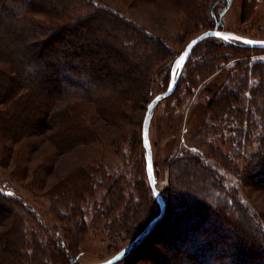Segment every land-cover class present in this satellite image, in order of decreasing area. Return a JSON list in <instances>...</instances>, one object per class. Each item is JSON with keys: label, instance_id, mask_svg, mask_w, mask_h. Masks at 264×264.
<instances>
[{"label": "rangeland", "instance_id": "1", "mask_svg": "<svg viewBox=\"0 0 264 264\" xmlns=\"http://www.w3.org/2000/svg\"><path fill=\"white\" fill-rule=\"evenodd\" d=\"M93 1L142 24L162 39L163 49L155 55L146 90L125 109L124 117L105 121L96 119L92 111L91 120L101 131L98 140L76 145L61 153L44 139L45 136L32 149L26 142L28 138L23 139L22 144H27L24 145L25 151L31 155L26 163L29 170L23 173L15 169L12 159L2 161L0 158V187L27 204L16 218L21 222L18 228L24 231L25 238L36 239L40 262L38 260L35 264H71L72 256H76L78 264L106 260L129 244L150 216L160 213V206L148 186V175L146 180L143 170V152L146 154V150L141 138L147 104L168 88L165 85L168 76L169 82L171 80L173 62L187 42L212 26L210 6L213 0H200L199 5L192 1L199 6L196 8L205 12V15L202 12L194 16H187L181 11L190 5L189 0H164L162 4L150 0ZM177 1L181 2L182 8L174 6ZM223 27L246 37L264 38V0H232L224 12ZM212 40L209 38L197 48L190 66L199 56L207 54L204 52L205 45ZM215 48L219 52L211 61L217 67L224 55L223 66L208 79L197 80L192 91L185 77L174 93L161 100L153 111L149 137L157 183H164L159 191L167 202L165 214L135 250L114 264H198L201 261L199 253H189L188 250L195 245L192 246L193 241L188 243L184 240L187 233L182 235L181 230L177 231L178 224L182 227L183 222L190 219L181 215L184 200L180 196L189 195L186 189L200 195L204 190V185L198 180L191 183L190 179L189 184H184L183 172L179 169L181 162H177L176 157L182 156L180 153L185 146L186 149L196 146L207 149L205 141L213 140L215 148L212 147L209 159L224 178L223 186L231 189L235 186L251 211L264 214V191L248 186L244 181L247 164L253 167L264 148V138L255 136L264 128L261 129L259 123L255 124L256 121L250 123L238 119L234 113L228 114L225 102L219 96L216 100L211 99L209 92L214 86L219 90L228 82L231 67L238 61L249 62L255 67L256 71H250L249 75L250 90V86L256 85L264 75V48ZM183 71L186 75L188 69ZM235 80L237 78L227 83L230 88L235 85ZM189 90V94L185 93ZM231 114L233 116L229 117ZM242 115L250 119L253 113ZM216 123L217 127L213 126ZM238 130L247 131L246 137ZM38 139L40 137H34V140ZM221 154L227 159L220 157ZM37 165L42 167L40 182H35L32 177ZM80 178L83 179L82 184L87 181V188L90 189L85 188V193L74 199L68 182L73 184L75 179ZM62 187L68 189L66 193ZM1 209L0 213L4 212V208ZM233 219L228 218L225 226L229 227L231 223L236 226L237 216ZM10 224V218L1 223L0 233L11 236L17 227L12 230ZM76 229L80 230L79 234ZM56 230L62 231L58 238L55 237ZM231 262L232 259L224 258V264ZM207 263L209 259L203 264Z\"/></svg>", "mask_w": 264, "mask_h": 264}, {"label": "trees", "instance_id": "2", "mask_svg": "<svg viewBox=\"0 0 264 264\" xmlns=\"http://www.w3.org/2000/svg\"><path fill=\"white\" fill-rule=\"evenodd\" d=\"M150 1L162 4L164 0ZM189 1L190 5L181 11L187 16L200 15L203 11L193 3L199 5L200 0ZM231 1L211 2L212 26L206 30L224 29L223 16ZM174 6L180 9L181 2L177 1ZM209 38L214 40L205 45L204 52L207 54L199 56L200 59L190 66L197 48ZM206 39L194 47L184 66L188 71L186 75L182 71L176 89L187 77L192 91L197 80L208 79L217 68L223 66L224 55L217 67L211 61L219 52L216 46L249 48L231 39L216 36ZM162 49L159 36L149 32L142 24L93 0H0L1 160L12 159L15 169L23 173L29 170L26 163L31 158L25 151L24 145L27 144L21 142L23 139L28 138L26 142L32 149L45 136L44 139L61 153L76 145L98 140L101 131L91 120L92 111L96 119L105 121L124 117L125 109L146 90L153 60ZM231 70L227 83L237 78L235 85L230 88L226 83L219 90L214 86L209 89L211 99L216 100L219 96L225 102L228 114L234 113L238 119L250 123L256 121L255 124H261L260 128L263 129L264 75L248 90L250 71H256L255 67L249 62L238 61ZM168 84L169 76L165 86ZM190 90L185 93L189 94ZM242 113L249 116L253 113V116L248 119ZM217 123L213 126L217 127ZM238 132L244 134V138L247 135V131ZM36 136L40 139L34 140ZM255 136L264 138V131ZM205 142L207 149L197 146L186 149L185 146L180 153L182 156L176 157L177 162H181L179 169L183 172L184 184H189L191 179V183L198 180L204 185L202 195L186 187L189 195L180 196L184 200L181 215L190 219L183 222L182 227L178 224L177 231L181 230L182 235L187 233L184 240L188 243L193 241L192 246H195L188 251L202 256L198 264H203L207 259V264H224V258L232 259L230 264H264V214L251 211L235 186L233 189L223 186L224 178L209 159L214 141ZM220 157L227 159L222 154ZM40 168L37 165L32 172L35 182H40L43 176ZM143 170L147 180L145 152ZM244 181L246 185L264 191V148L253 167L247 164ZM82 182L81 178L75 179L73 184L68 182L74 199L90 189L87 188V181ZM148 186L155 198L151 186ZM62 188L66 193L68 189ZM11 195L0 187V211L4 208V212L0 213V224L10 218L13 230L21 223L16 216L27 204ZM235 216L240 222L236 219V226L233 227L232 223L229 227L225 226L227 219L233 221ZM154 217V214L150 216L134 237ZM17 228L11 236L0 233V264H35L40 259L36 239L25 238L24 231ZM76 232L79 234L80 230L76 229ZM169 232L174 233L173 230ZM55 233L58 238L62 231L56 230ZM70 260L71 264H78L76 256Z\"/></svg>", "mask_w": 264, "mask_h": 264}, {"label": "water", "instance_id": "3", "mask_svg": "<svg viewBox=\"0 0 264 264\" xmlns=\"http://www.w3.org/2000/svg\"><path fill=\"white\" fill-rule=\"evenodd\" d=\"M215 33H222L223 35L217 36ZM220 37L226 40H235L241 44H244L248 47H262L264 48V38H250L243 36L241 34H238L231 30H225V29H207L196 36L192 37L187 44L185 45L184 49L180 52V54L175 58L172 69H171V80L169 82L168 88L164 90L163 92L157 94L150 102L147 104V110L143 119L142 124V138H143V144L146 150V170L148 179L153 191V194L160 206V213L156 215L149 223L148 225L125 247H123L121 250H119L116 254L111 256L110 258L103 260L101 262L93 263V264H114L118 260H120L122 257L126 256L127 254H130L133 250H135L139 244H141L142 241L146 239V237L149 235V233L155 228L156 224L162 219L163 215L165 214L167 202L164 198V196L159 191V188L157 187V177H156V171L154 167V160H153V152H152V145L151 140L149 137V127L150 122L152 118L153 111L155 107L158 105V103L163 100L164 98L170 96L174 93L177 87V83L179 80V77L183 71V68L185 64L187 63L188 59L190 58L192 51L194 47L202 40L208 38V37ZM226 37V38H225ZM193 41H196L195 44H193ZM247 41H253V43H248ZM192 45V47L189 49L188 46ZM188 51V56L185 58L183 64L179 67H175V62L178 60V58L185 52ZM157 97H159V100H157ZM152 105L151 108H149V105Z\"/></svg>", "mask_w": 264, "mask_h": 264}, {"label": "snow or ice", "instance_id": "4", "mask_svg": "<svg viewBox=\"0 0 264 264\" xmlns=\"http://www.w3.org/2000/svg\"><path fill=\"white\" fill-rule=\"evenodd\" d=\"M215 35H217V36H220V35H223L222 33H215ZM226 38V37H225ZM248 43H253V41H247ZM196 43V41H193V44H195ZM192 47V45L190 44L189 46H188V48L190 49ZM188 56V51L186 50L179 58H178V60L175 62V67L176 68H179L182 64H183V62H184V60H185V58ZM157 100H159V97H157ZM152 107V105L150 104L149 105V108H151Z\"/></svg>", "mask_w": 264, "mask_h": 264}, {"label": "bare ground", "instance_id": "5", "mask_svg": "<svg viewBox=\"0 0 264 264\" xmlns=\"http://www.w3.org/2000/svg\"><path fill=\"white\" fill-rule=\"evenodd\" d=\"M202 41H203V40H202ZM202 41H200V42H202ZM200 42H199V43H200ZM199 43H198V44H199ZM198 44H197V45H198ZM162 183H163V182H162ZM162 183H161V184H160V183H157V187H158L160 190H162V188L164 187V186H163L164 183H163V184H162Z\"/></svg>", "mask_w": 264, "mask_h": 264}]
</instances>
